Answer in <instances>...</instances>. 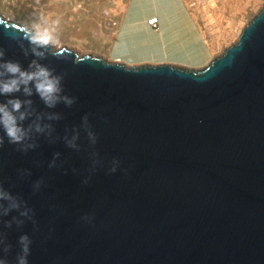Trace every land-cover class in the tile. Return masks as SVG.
<instances>
[{
    "label": "water",
    "instance_id": "obj_1",
    "mask_svg": "<svg viewBox=\"0 0 264 264\" xmlns=\"http://www.w3.org/2000/svg\"><path fill=\"white\" fill-rule=\"evenodd\" d=\"M23 33L0 17L5 58L27 68L33 57L18 46ZM54 51L41 63L63 75L64 94L76 98L53 110L63 117L56 134L90 113L98 140L92 149L81 133L77 152L41 138L27 154L5 140L0 181L36 220L4 230L13 245L9 264L23 234L33 242L29 264H264V5L237 42L200 70ZM93 150L104 166L84 185ZM57 152L63 166L50 169ZM113 158L120 168L108 174ZM19 169L31 176L20 178ZM85 215L94 216L91 224Z\"/></svg>",
    "mask_w": 264,
    "mask_h": 264
},
{
    "label": "clouds",
    "instance_id": "obj_2",
    "mask_svg": "<svg viewBox=\"0 0 264 264\" xmlns=\"http://www.w3.org/2000/svg\"><path fill=\"white\" fill-rule=\"evenodd\" d=\"M58 25L59 21L56 20L49 26V22L41 17L39 21L24 26V43H19L18 46L25 58L33 57L27 68L17 60L6 59V50L0 48V97L7 98L0 101V132H2L0 148L7 140L8 144L16 146V151L27 154L37 149L39 140L44 138L49 144H55L62 139L67 148L79 152L81 133L86 136L90 148L94 149L97 144V134L89 123L90 113L82 117L79 127L65 129L62 137L56 134L55 122L63 117L53 110L60 104L71 108L76 103L75 97L64 94V76L56 74L55 69L41 63L48 56L58 55L57 51H54L59 45ZM20 96L24 98L21 99ZM33 96L39 98L46 110L37 109L31 99ZM60 155L59 152L54 154L48 164L50 169L63 166L57 164ZM90 159L89 176L82 181L84 185L89 183L91 174L95 173L98 167L104 166L99 153L94 150L90 152ZM119 168L120 161L113 158L108 174L117 172ZM73 171L75 172V169ZM17 175L23 179L30 177L31 172L27 169H19ZM44 183L43 178L36 180L32 184L33 194L38 193ZM93 219L92 215L81 217V220L88 224H91ZM26 222L36 226L33 209L22 196L14 194L10 188L4 186L3 181H0V264H9L8 256L13 249L4 230L12 229L13 226L21 229ZM32 243L29 235L19 236L15 264H29L28 257L31 255Z\"/></svg>",
    "mask_w": 264,
    "mask_h": 264
},
{
    "label": "rangeland",
    "instance_id": "obj_3",
    "mask_svg": "<svg viewBox=\"0 0 264 264\" xmlns=\"http://www.w3.org/2000/svg\"><path fill=\"white\" fill-rule=\"evenodd\" d=\"M184 1L207 42L215 34L214 25L208 22L209 17L222 14L223 22L232 20L236 26L240 24L242 31L264 5V0H258L254 8L250 4L245 5L246 0H231L226 4L223 0ZM127 2L128 0H0V5H6L8 13H11V17H8L0 10V17L16 21L22 26L39 21L41 17L49 22V26L52 21L58 20V49L65 48L79 57H94L99 56L97 48L105 43L103 40L109 39L107 43L110 45ZM238 36L232 33L226 40L227 45L213 52V58L234 45Z\"/></svg>",
    "mask_w": 264,
    "mask_h": 264
},
{
    "label": "crops",
    "instance_id": "obj_4",
    "mask_svg": "<svg viewBox=\"0 0 264 264\" xmlns=\"http://www.w3.org/2000/svg\"><path fill=\"white\" fill-rule=\"evenodd\" d=\"M157 19L155 28L147 23ZM97 54L129 67L172 65L200 70L213 52L184 0H128L106 51Z\"/></svg>",
    "mask_w": 264,
    "mask_h": 264
},
{
    "label": "bare ground",
    "instance_id": "obj_5",
    "mask_svg": "<svg viewBox=\"0 0 264 264\" xmlns=\"http://www.w3.org/2000/svg\"><path fill=\"white\" fill-rule=\"evenodd\" d=\"M228 1H231V0H223V3L226 4ZM258 2H259L258 0H246L245 5L250 4V6L254 8V6L257 5ZM6 8H7L6 5L1 3L0 10H1L2 14L6 15L8 17H11V13H8V10ZM222 18H223L222 14H217V15H215L214 18L209 17V20H208L209 24H211L212 26L214 25V27H215V30H214L215 34L212 35V37H210L209 41L207 42L208 46L212 52H216L217 50H219L220 47H224L225 45H227L228 42L226 40L228 37H230L232 35V33H234L235 36H238L239 32H241L240 31V24L236 26L232 20L223 22ZM224 25H226L225 28L223 27ZM105 38H108V37H105ZM107 40H109V39L103 40V42H105V43H102L100 46L102 51H106V47H107V45H109L107 43Z\"/></svg>",
    "mask_w": 264,
    "mask_h": 264
},
{
    "label": "built area",
    "instance_id": "obj_6",
    "mask_svg": "<svg viewBox=\"0 0 264 264\" xmlns=\"http://www.w3.org/2000/svg\"><path fill=\"white\" fill-rule=\"evenodd\" d=\"M150 27L155 28L156 24H157V19H152L151 21H149L147 23Z\"/></svg>",
    "mask_w": 264,
    "mask_h": 264
}]
</instances>
